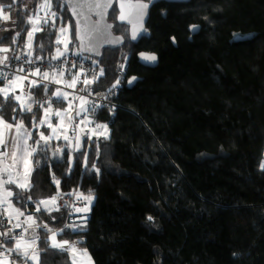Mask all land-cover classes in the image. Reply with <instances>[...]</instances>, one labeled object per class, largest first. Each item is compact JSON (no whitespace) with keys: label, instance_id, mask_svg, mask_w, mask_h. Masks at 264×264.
Segmentation results:
<instances>
[{"label":"trees","instance_id":"16d2710c","mask_svg":"<svg viewBox=\"0 0 264 264\" xmlns=\"http://www.w3.org/2000/svg\"><path fill=\"white\" fill-rule=\"evenodd\" d=\"M47 3L56 13L55 27L35 31L29 47L36 12ZM0 5H12L13 31L0 41L10 56L26 50L52 56L63 28L69 31L67 51L78 54L64 4ZM116 15L113 5L108 21L124 45L103 50L101 75L90 82L108 90L128 64L123 82L109 94L116 108L92 115L95 124L107 125V138L86 137L74 152L60 140L35 145L43 106L50 100L51 110L64 109L65 95L57 100L56 88L30 82L25 97L31 93L35 101L32 112L23 111L14 96L8 102L0 96L3 120L23 121L36 149L30 190L8 187L13 206L32 214L39 226V264H73L67 252L48 247L40 227L43 221L59 228L67 211L35 212L30 203L69 191L93 197V204L82 227L59 230L57 237L86 249L93 264H264V0L159 3L150 10L147 36L137 42ZM192 26L198 32L189 39ZM141 51L157 56L156 68L138 64ZM129 78L136 80L130 88ZM40 130L49 137V128ZM4 222L0 217V233L6 234L0 245L15 249Z\"/></svg>","mask_w":264,"mask_h":264},{"label":"built area","instance_id":"2783aa9c","mask_svg":"<svg viewBox=\"0 0 264 264\" xmlns=\"http://www.w3.org/2000/svg\"><path fill=\"white\" fill-rule=\"evenodd\" d=\"M52 13L55 12L50 8L45 7L42 9L41 6L38 8L34 21L37 23L36 28H38L39 31H43L46 28L51 30L55 27L56 13L55 16H53ZM61 54L62 55H59L57 58L54 56L31 55L30 52L27 56L22 54L19 56V60L10 61V67L4 68L0 66V73L7 75L9 80L13 82L17 75L24 77L27 73H32L39 67L41 73L47 72L49 75L55 73L64 79L61 83H56L49 78L43 79L42 76L27 75V78L21 80L20 92L23 95L27 94L30 82L37 81V85L39 86L47 85V88L51 86L56 88V90L59 89L60 93L63 95H70L73 102L69 106L72 112V119L69 122L68 143L70 147L74 148L78 127L83 121L89 118V114L97 113L100 108H105L109 111H113L116 108L115 103L109 99V94L116 92L118 86L123 82L122 77L125 69H121L118 72V79L111 88L102 90L97 86L90 85L91 81L97 79L101 75V66L98 64L97 60H87L77 54L76 56L67 51L61 52ZM26 60L35 62L25 63L24 61ZM19 67H23L25 72H17ZM9 80L0 83L7 84ZM54 98L57 99V97ZM84 103H88V105L84 106ZM80 106L84 108L81 110ZM52 197H56L55 203L52 204V210L57 212L64 208L68 213L66 226L72 221L70 218L72 214L77 210L83 209L87 205V198L77 191L57 192L45 198L44 201H50ZM0 213L3 214L4 210H1ZM2 218L5 219V230L12 235L13 239L14 237H24L25 231L28 228L24 217H19L18 221L6 219L5 215ZM41 225L42 227H48L45 222H42ZM32 247L36 249L39 254L40 251L35 245H32ZM9 250L11 249L0 245V260L7 262V264H16L19 260H24L22 256H18L16 252Z\"/></svg>","mask_w":264,"mask_h":264},{"label":"water","instance_id":"95a60500","mask_svg":"<svg viewBox=\"0 0 264 264\" xmlns=\"http://www.w3.org/2000/svg\"><path fill=\"white\" fill-rule=\"evenodd\" d=\"M64 4L74 23V37L77 43L79 56L98 60L103 50L113 51L124 45L121 35L113 32V23L108 21V13L113 5L116 6V23L128 28L129 40L137 42L147 36L146 24L151 8L159 3H188L190 0H56ZM101 5L96 7V5ZM111 5L104 7V5ZM121 5H124L123 9ZM141 5H147L141 7ZM121 15L124 19L121 20ZM190 37L196 35L198 27L192 26L189 29ZM135 36V38H133ZM29 37L27 36V41ZM25 56L29 54L26 50ZM145 56H155L154 61L145 60ZM137 62L144 68H156L158 58L154 53L141 51L137 54ZM131 81V83H130ZM136 80L129 78L126 81L128 88L132 87ZM44 211L53 207L52 203L41 204Z\"/></svg>","mask_w":264,"mask_h":264},{"label":"rangeland","instance_id":"374dc122","mask_svg":"<svg viewBox=\"0 0 264 264\" xmlns=\"http://www.w3.org/2000/svg\"><path fill=\"white\" fill-rule=\"evenodd\" d=\"M6 14L10 15L9 10L7 11ZM12 24H13V19L12 18H10V20H8V21H4L2 18H0V41H1L2 37L6 36L8 33L13 31ZM34 27H35V23L32 25V29ZM63 30H64L63 32H61V30L59 31V34L57 36V41L59 40V43H57L58 46L55 48L54 53L52 55V56H54L56 58L59 57L58 56V50H59V53L67 51V45H68L67 41H69L68 40L69 31L66 30V28H63ZM65 40H67V41H65ZM5 47L8 48V46L5 45V44L3 46L0 45V48H5ZM13 82H14V80H13ZM13 82L11 84H13ZM14 83L17 84V79L15 80ZM6 86H9V83H7ZM16 95H19L21 98L24 99L25 106L28 104L27 98H24L22 96L23 94L21 92H19V94H16ZM49 103L47 105H49ZM68 103H69V101H67V104H66L67 106H68ZM59 113H60L59 114L60 116H59V118L57 120V123L55 125V127H56V133H55L56 140L67 141L68 142L69 141V121H70V119L72 117V114H71V111H70V107H65L64 109L59 110ZM45 115H46V110H44V112H43V119L42 120L44 121V123L38 122L36 124V126H37V128L39 130H38L37 134L33 136L34 141H36V143H38V144H41V143L43 144L44 143V141L41 140V138H40L41 137V133H43V131L40 130V127L43 125V126L48 127L49 129L52 128L51 124H49L47 122L48 120H50L51 114H49L47 118H45ZM52 115L55 117L56 116V112L53 113ZM98 125H100L102 127H97ZM105 128L107 130V127L105 125H103V124H97L95 127H89L87 125L80 124V126L78 127L77 137L75 139V143L79 142V145L78 146L75 145V147L73 149L74 150L78 149L81 146V144L83 143V141H84V139L86 137L89 140H91L95 136L96 137L107 136L108 131L105 132ZM0 130H2V128H0ZM29 139L30 138H28L29 144H32ZM36 143H35V145H36ZM33 147L35 148L34 143H33ZM0 156H2V155L0 154ZM27 156H28V152L24 151L23 155H22L23 159H26ZM262 164H264V152H263V159H262V161L260 163V169L264 170V168L261 167ZM22 184H25L23 179H22ZM6 188L8 190H10V188L8 187V184L7 185H3V180L0 178V195L4 198L2 201H0V211L4 210L3 214L0 213V217L2 218L5 215L6 218H8V219H12L13 221H18L19 217L21 216V214H18V212L19 213L21 212L23 214L25 211H20L19 210L17 212L18 217L11 218L12 217V212L14 211L15 207L12 204L11 196L9 197L6 194V190H5ZM1 196H0V199H1ZM44 199H38V200H32L31 201L30 206L35 210V212H40V209H42V206H41V203H39V202L40 201H44ZM5 201H7V203H5ZM92 202H93V197H88L87 198V205L82 209V211L86 212V211L90 210ZM38 207H39V210H37ZM61 210H64V208L61 209ZM29 216L31 217V220H33L32 215H29ZM29 216H25V218H24L25 221H26V219ZM66 224H67V222L63 221V230L66 229ZM52 233H56V240L57 241L60 240L57 237L58 230L56 228L51 229L50 231L47 232L48 247H50L49 245H50L51 241H50L49 238L52 235ZM63 241H65V240H63ZM69 244L74 245V247L76 249L75 254H73L72 252L68 251V254H69V257H70V260H71L72 263H73V260H75V264H93V261H92L90 255H89V253L87 252L86 249L81 248L76 242H73V241L69 242ZM34 245L37 248V240H36ZM0 262H2V261L0 260ZM17 264H33V261L32 260H26V261H23V262H18Z\"/></svg>","mask_w":264,"mask_h":264},{"label":"snow or ice","instance_id":"6c2138e0","mask_svg":"<svg viewBox=\"0 0 264 264\" xmlns=\"http://www.w3.org/2000/svg\"><path fill=\"white\" fill-rule=\"evenodd\" d=\"M101 5L97 4L96 7H100ZM111 5H104V7H110ZM147 5H141V7H146ZM42 9L47 7V8H50L51 7V4L50 3H47V4H44V5H41ZM124 5H121V8L123 9ZM12 8V5H0V18H2L4 21H8L10 20V15L6 14L8 10H10ZM53 16H55V13H52ZM124 17L123 15H121V20H123ZM29 22H33L34 21L30 18ZM46 23V21H45ZM39 29L34 27L32 29V31H29L28 32V37H29V47H31V40H32V36H33V33L35 31H38ZM64 30L61 29V32H63ZM20 35L19 32L16 33V36L13 37V43L16 42V37H18ZM135 38V36L133 37ZM57 43H59V40L57 41ZM10 51H12L10 48H0V53H9ZM59 55H62L61 53H59V50H58V56ZM20 57L19 56H8V55H4L3 57H0V66L4 67V68H8L10 67V61L11 60H19ZM145 60H149V61H154L156 59L155 56H145L144 57ZM25 63H34L35 61H32V60H26L24 61ZM17 72H25V69L23 67H19L17 69ZM27 75H36V76H42L43 79H48L49 78V74L47 72H44V73H41V70L39 67H37L35 69L34 72L32 73H27L24 77H21V76H18L16 77V79H19V80H23L25 78H27ZM5 80H9V77L3 73H0V82H3ZM11 80H9V86L8 87H0V96L3 97V101L4 102H8L10 99H12L13 96H15V99L17 102H20L21 101V97L19 95H15L13 92H11ZM131 83V81H130ZM33 85H37L38 82L37 81H33L32 82ZM45 88V90L47 91L48 88H47V85H44L43 86ZM56 97H57V100H59L61 98V93L59 91V89H57V92H56ZM65 98H66V94H65ZM29 103L24 106L22 105V110L25 111V112H32V103H35V101H32L31 100V93L29 94ZM2 113H3V107L2 105H0V125H3L4 128H7L9 130H11L13 128V125L12 124H9L7 122H5L2 118ZM60 113L57 112L56 115H59ZM35 115V114H34ZM15 119V118H14ZM41 123H44V121H41ZM97 127H102L100 125H98ZM15 128L17 130V135H25L27 136L28 138H31V134L30 133H27L24 131V125H23V121H21L19 124H16L15 125ZM106 128H105V132H106ZM5 133L0 130V143L4 144L5 147L7 146L6 144V141H4L3 137H4ZM41 140L44 141L45 144L48 143V141L51 139L50 137H45V135L43 133H41ZM105 138H107L105 136ZM36 143V142H34ZM36 151L35 148H28L27 149V152H28V156L31 157L34 152ZM57 151H59V149H57ZM5 155H7L5 153ZM12 156H13V161H15V156H16V153L13 152L12 153ZM29 161L26 160L25 163L27 164ZM262 168H264V164L261 165ZM27 175H30V173H27ZM54 182L59 185V181L58 180H55L54 178ZM4 184L7 185V184H15L17 187L21 188L22 190L24 191H28L30 190L31 188V184L30 183H27V184H21L19 182V180H13L10 176L8 177V179L4 180ZM6 190V194L7 196H12V191L11 190H8L7 188L5 189ZM19 194H17L18 196ZM30 199V198H29ZM55 200H56V197H52L50 201H40L39 203L41 204H49V203H52L54 204L55 203ZM5 203H7V201H5ZM37 210H39V207L37 208ZM14 211H17L18 210H15ZM18 214H22V213H19ZM29 220H31V217L29 216L28 217ZM151 219V217L149 218ZM50 231V230H49ZM0 235H6L5 233H0ZM14 239H16V247L15 249H11L9 251H14L16 252V254L18 256H22L25 260H32L33 261V264H39V254L38 252L36 251V249H34L32 247L33 244H35V240H33L32 242L28 243L27 245H24L22 247V237H14ZM50 247L51 248H54V249H57V250H60V251H69V252H72L73 254H75L76 252V249L74 247V245H71L69 244L68 241H63V242H57L56 240V233H52V235L50 236ZM0 264H3V262H0ZM73 264H75V260H73Z\"/></svg>","mask_w":264,"mask_h":264},{"label":"crops","instance_id":"0c3cea01","mask_svg":"<svg viewBox=\"0 0 264 264\" xmlns=\"http://www.w3.org/2000/svg\"><path fill=\"white\" fill-rule=\"evenodd\" d=\"M4 55L10 56V53H7V54L0 53V57H3ZM52 75H53V81L56 83H61L64 80L62 77L57 76L55 73H52ZM15 80H16V78L14 79V82H15ZM14 82H13V84H11L10 90H11V92H13L16 95V94H19V92L21 91V81L19 79H17V84ZM2 87H8V86H6V84H3ZM22 96L24 98H27V97H25V95H22ZM63 97H64V95L61 94V99H63ZM14 98H15V96H14ZM64 100H66V103H67V101H69L68 106L65 105V107H69L71 105V103L73 102L70 95H66V99H64ZM27 102L29 103L28 98H27ZM49 102H50V100H49ZM17 103L18 104L20 103L19 104L20 106H22V105L25 106L23 98H21V101L17 102ZM87 105H88V103H84V106H87ZM50 107H51L50 103H49V105L43 106V112H44V110H46L45 118H47L48 115L51 114L50 120L47 121L49 124H51V127H52L50 129V136L49 135L48 136L51 139L56 140V136H55L56 127H55V125H56L57 121H51V120L54 118H56L58 120L60 115H56L54 117L52 114L55 112L56 113L59 112V110H51ZM83 108H84L83 106H80L81 110ZM71 114H72V112H71ZM71 119H72V117H71ZM71 119H70V121H71ZM16 124H19V123H16ZM16 124H12L13 128L11 130L4 128L3 125H0V128H2V131L5 133L3 139H4V141H6V144H7V146L5 147L4 144L0 143V154L2 155V156H0V178L3 180V185H5L4 180L8 179L9 176L13 180H19V182L21 184H22V179L24 180L25 184L30 183V176H31V173L33 171V165L31 162V157L27 156L26 159H23L22 155H23V152L27 151L28 148H34V147L32 146V144H29L27 136L17 135V130L15 128ZM82 124L87 125L89 127H95L96 126V125H93V126L91 125L90 119H88L87 121H83ZM24 131L27 132L25 127H24ZM13 152L16 153L15 161H13V156H12ZM5 153L7 155H5ZM26 160L29 161L27 164L25 163ZM27 173H30V175H27ZM10 185H13L16 188H19L15 184H10ZM3 199L4 198L1 196L0 201H2ZM87 213H89V211L83 212L82 209L75 212L77 220H82L84 218V215H87ZM21 216H23L25 218V216H29V215L26 212H24L23 214H21ZM14 217H18L17 211L12 212L11 218H14ZM25 222L27 223L28 228L26 229L25 236L22 239V247L24 245L32 242L33 240H35V242L37 240V228L34 224V220H29L27 218ZM57 242H63V240H61V241L59 240ZM14 247H16V243H15ZM65 252L68 253V251H65Z\"/></svg>","mask_w":264,"mask_h":264},{"label":"clouds","instance_id":"9594fccd","mask_svg":"<svg viewBox=\"0 0 264 264\" xmlns=\"http://www.w3.org/2000/svg\"><path fill=\"white\" fill-rule=\"evenodd\" d=\"M68 52V51H67ZM75 54V53H74ZM78 55V54H77ZM82 58H84V57H82ZM87 59V58H86ZM89 60H94V59H89ZM99 60V59H98ZM36 86H39V85H36ZM56 97V96H55ZM111 111V110H110ZM93 114H89V116L90 117H92L93 118V116H92ZM87 118L85 121H87L88 119H90V121H91V125L93 126V125H97V124H95L94 123V118H93V120L91 119V118ZM70 122V121H69ZM83 123V122H82ZM81 123V124H82ZM103 125H105V124H103ZM106 127H107V125H105ZM33 128L34 127H32V129L30 130L31 132H32V130H33ZM41 128V127H40ZM37 132H38V128L36 127V128H34ZM108 131V130H107ZM107 136H108V133H107ZM106 136V137H107ZM99 137H105V136H99ZM53 140V139H52ZM66 143H68L67 141H65ZM68 145H69V143H68ZM75 145H79V142H76V143H74V147H75ZM69 147H70V145H69ZM70 149L74 152V151H77V149L76 150H74L72 147H70ZM84 197H86V198H88L87 196H84ZM92 204H93V202H92ZM92 206V205H91ZM49 210H52V208L51 209H49ZM81 210V209H80ZM61 211V210H60ZM78 211V210H77ZM77 211H75V212H77ZM89 211V210H88ZM55 213H57V212H59V211H54ZM27 213V212H26ZM28 214V213H27ZM67 212H66V216H67ZM88 214V213H87ZM28 215H30V214H28ZM32 215V214H31ZM20 217H23V216H20ZM85 217H86V215H84V218L82 219V220H77V218H76V215H75V213L74 214H72V216L70 217L71 219H72V221L70 222V223H68V225L66 226V229L65 230H68V229H73V228H75V227H82L83 225H84V223H83V221L85 220ZM57 217H52L50 220L51 221H54L55 219H56ZM2 219H4V218H2ZM6 219H8V218H6ZM34 220V219H33ZM4 221H5V219H4ZM63 221H67V217H66V219L65 220H63ZM78 221V223L77 224H75V222H77ZM43 222V221H42ZM45 223H47V222H45ZM34 224H35V226H36V228H38L39 226H38V224L34 221ZM47 225H48V227H42V225H41V223H40V227H42V228H44L47 232L49 231V230H51V229H53V228H57L58 229V234H59V230H62V231H64L63 230V223H62V225L58 228V227H56V226H53V225H50V224H48L47 223ZM28 226V225H27ZM61 228V229H60ZM26 232V231H25ZM65 252V251H64ZM22 261H26L25 259L24 260H19L18 262H22ZM17 262V263H18ZM16 263V264H17Z\"/></svg>","mask_w":264,"mask_h":264},{"label":"flooded vegetation","instance_id":"af4514ba","mask_svg":"<svg viewBox=\"0 0 264 264\" xmlns=\"http://www.w3.org/2000/svg\"><path fill=\"white\" fill-rule=\"evenodd\" d=\"M123 47V46H122ZM121 47V48H122ZM120 49V48H119ZM118 50V49H117ZM94 61H96V60H94ZM97 62H98V60H97ZM99 64V63H98ZM100 65V64H99ZM127 68H128V64L125 62L122 66H121V69H125V71L127 70Z\"/></svg>","mask_w":264,"mask_h":264},{"label":"bare ground","instance_id":"6f19581e","mask_svg":"<svg viewBox=\"0 0 264 264\" xmlns=\"http://www.w3.org/2000/svg\"><path fill=\"white\" fill-rule=\"evenodd\" d=\"M2 262H3V264H7V262H5V261H3V260H1Z\"/></svg>","mask_w":264,"mask_h":264}]
</instances>
